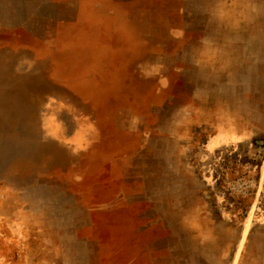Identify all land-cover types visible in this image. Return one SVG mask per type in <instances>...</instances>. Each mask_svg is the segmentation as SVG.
<instances>
[{"label":"rangeland","instance_id":"obj_1","mask_svg":"<svg viewBox=\"0 0 264 264\" xmlns=\"http://www.w3.org/2000/svg\"><path fill=\"white\" fill-rule=\"evenodd\" d=\"M248 223L264 264V0H0V264H233Z\"/></svg>","mask_w":264,"mask_h":264},{"label":"bare ground","instance_id":"obj_2","mask_svg":"<svg viewBox=\"0 0 264 264\" xmlns=\"http://www.w3.org/2000/svg\"><path fill=\"white\" fill-rule=\"evenodd\" d=\"M249 228H250V224L248 223L247 227L245 228V230L243 232V237H242V240H241V243H240V246H239V250H238L237 256H236L235 261H234L233 264H237V262L239 260V256H240L241 251L243 250L244 241H245V238L248 235Z\"/></svg>","mask_w":264,"mask_h":264},{"label":"crops","instance_id":"obj_3","mask_svg":"<svg viewBox=\"0 0 264 264\" xmlns=\"http://www.w3.org/2000/svg\"><path fill=\"white\" fill-rule=\"evenodd\" d=\"M63 111H64V109H62V108H61V110H60L58 113H60V114H61ZM69 122H70V121H69ZM69 122H68V123H69ZM69 124H70V123H69ZM70 125H71V124H70ZM66 127H67V126H66ZM59 128L61 129V127H60V126H59ZM70 129H71V127H70ZM69 131H70V130H69ZM69 131L67 130L66 132H68V133H69Z\"/></svg>","mask_w":264,"mask_h":264}]
</instances>
